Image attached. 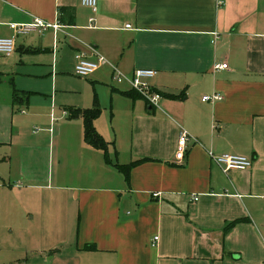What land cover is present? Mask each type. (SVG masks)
Wrapping results in <instances>:
<instances>
[{
    "label": "crops",
    "instance_id": "1",
    "mask_svg": "<svg viewBox=\"0 0 264 264\" xmlns=\"http://www.w3.org/2000/svg\"><path fill=\"white\" fill-rule=\"evenodd\" d=\"M220 1L97 0L93 13L80 0H0V37H14L18 51L9 56L21 75L14 86L34 90L31 100L41 95L39 108L53 103L55 68L71 59L74 74L78 51L103 56L98 69L154 70L150 84L161 93L150 106L121 93L130 86L113 87L116 120L101 133L113 163L141 159L129 180L85 141L81 118L62 121L77 132L78 153L68 158V146H57L60 131L48 128L43 153L11 116L13 152L4 156L8 171L0 170V264H264V0ZM33 17L61 28L15 35L7 24ZM41 54L52 63L30 58ZM214 61L228 68L214 71ZM97 70L87 78L96 82ZM35 77L44 82L31 89ZM213 92L222 100L202 101ZM181 128L190 139L178 163ZM208 151L252 164L224 172Z\"/></svg>",
    "mask_w": 264,
    "mask_h": 264
},
{
    "label": "rangeland",
    "instance_id": "2",
    "mask_svg": "<svg viewBox=\"0 0 264 264\" xmlns=\"http://www.w3.org/2000/svg\"><path fill=\"white\" fill-rule=\"evenodd\" d=\"M59 38L64 41L63 36L62 38ZM49 53L52 54L51 52ZM14 54L17 55L18 51L16 50ZM42 54L39 55V57L30 56V58H35V60L40 59L41 62L44 63L50 61L49 63L51 64V55ZM12 58V56L9 57L0 55V71L5 74L3 75L0 73V170L3 169L5 172L8 171V164L5 163L4 156L7 154L10 155L13 152V148H9L10 142L8 137L12 132H14V129L12 128L11 116H14L15 121L18 119L23 123L24 130L27 135L39 138V141L42 142L43 153L47 147V140L49 139L48 128L50 129L51 127L52 131H55V135L58 131H60L63 135V139L59 140L57 146H59V148H62L63 144L68 146L69 151L66 152L68 158H71L78 153L76 130L71 125H62V121L65 122L68 118L69 108L91 107L96 99V104L100 108V113L96 118V123H98L100 127L97 128V131L99 129L100 131L98 132L100 134L104 131L107 133H111L113 131V125L117 116L116 113L114 115L111 110L112 96L116 94L113 87L117 88L124 85L130 86L126 79H123L120 82L115 79L113 67H103L98 69L96 71V82H94L90 80V77L81 78L73 74L72 66L69 65L71 59H66L65 64L61 67V70H57V68L54 70V72H58V77L56 87H54L53 103L50 108L44 110L43 108H39V106L43 104L40 99L42 98L41 95H38L36 99L33 98L31 100L33 96H37L35 93L30 96L28 101H32L33 105H29L27 107L26 105L12 104V82L16 86V78L21 77V75L18 74L20 73L19 70L17 72L13 70ZM32 80H34L35 83H32V86H30L32 87L31 89H38L40 87L39 84L44 82V79L37 77ZM33 100H36L35 103ZM5 108H7V111H5ZM19 109H24V112H21V110L18 111ZM63 112L67 113V115L64 116ZM34 129L37 131H34ZM32 131H34L35 134H33ZM103 137L105 138L104 135ZM126 137L127 132L125 129L123 141L127 140ZM81 158L82 155L80 156V160ZM54 160L55 158L53 157V167Z\"/></svg>",
    "mask_w": 264,
    "mask_h": 264
},
{
    "label": "built area",
    "instance_id": "3",
    "mask_svg": "<svg viewBox=\"0 0 264 264\" xmlns=\"http://www.w3.org/2000/svg\"><path fill=\"white\" fill-rule=\"evenodd\" d=\"M81 4L89 8L93 13L97 11V0H80ZM218 3H221L218 0ZM89 22L93 23L94 18L90 17ZM2 24V22H0ZM9 28L14 32L15 35H25L32 32L38 34H43L47 29L52 28L58 30L61 28V25L58 21L47 22L39 17H33L31 21L28 22H9L7 23ZM125 28H131L130 24H126ZM213 38H217V33H212ZM92 48L91 46H89ZM15 51V40L14 37H0V55L10 56ZM95 52V51H94ZM97 59H90L87 54L83 51H78L75 54V65H74V74L81 78H87L95 70L98 69L99 65L106 61V59L97 54ZM228 65L226 62H213L212 69L214 71L227 69ZM114 77L120 82L123 79L129 83L131 89L137 91L140 95L143 96L145 101L150 106H155L156 102L160 99L161 95L153 89L150 84V79L155 75V71L152 69H137L130 76L125 75L115 66H113ZM223 96L217 92L211 94H205L202 96V101L215 103L222 100ZM34 131H37L34 129ZM190 139L189 133L181 128L178 135L176 150H175V160L178 163H183L185 160V155L187 151V142ZM209 158L218 165L222 171L226 172L230 169L245 170L249 168L252 164V160L245 156L230 154V153H221L213 154L212 151L207 152ZM159 193H153L152 197H158ZM191 200L194 202L198 200V195H193ZM158 236H154L153 240L156 241Z\"/></svg>",
    "mask_w": 264,
    "mask_h": 264
},
{
    "label": "trees",
    "instance_id": "4",
    "mask_svg": "<svg viewBox=\"0 0 264 264\" xmlns=\"http://www.w3.org/2000/svg\"><path fill=\"white\" fill-rule=\"evenodd\" d=\"M157 92L161 95L159 91ZM121 93L131 98H136V97L143 98L142 95H140L137 91L133 89H130L128 91H123ZM30 94L31 92L29 91H21V90L16 89V87L14 86V83L12 82V99H11L12 104L27 105ZM99 113H100V108L96 104V99H95L91 107L69 108L68 118L70 119L81 118L82 123H83V134H84L85 141L88 144L92 145L94 148L102 151L105 161L108 164H113L114 166H116V168H118L124 174V177L127 180H129L131 168L135 166L137 163L141 162V159L131 161L127 164H118V163L112 162L109 156V153H108V147L110 146L111 142L106 141L105 138L97 131V129L94 126V120L98 117ZM233 223L234 222L227 223L225 228L226 229L230 228ZM85 248L94 249V246L86 245Z\"/></svg>",
    "mask_w": 264,
    "mask_h": 264
}]
</instances>
